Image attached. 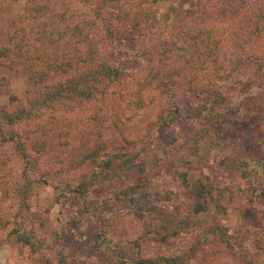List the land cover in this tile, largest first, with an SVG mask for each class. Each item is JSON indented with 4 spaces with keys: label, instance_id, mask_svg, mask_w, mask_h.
Here are the masks:
<instances>
[{
    "label": "trees",
    "instance_id": "16d2710c",
    "mask_svg": "<svg viewBox=\"0 0 264 264\" xmlns=\"http://www.w3.org/2000/svg\"><path fill=\"white\" fill-rule=\"evenodd\" d=\"M97 1V11L92 15L80 3L64 0L62 9L43 26L38 23L36 30L33 23L37 25L39 19L49 15L52 4L50 0H26L19 17L10 21L8 44L0 48V64L26 70L32 84L26 88V103L12 96L9 107L0 106V146L11 141L23 157L24 184L34 180L29 173L36 162L27 145L46 153L45 141L30 140L29 135L36 130L43 134L58 130L63 145L77 137L80 164L84 165L82 179L62 188V192L74 191L71 198L85 201L90 187L100 183L105 189L114 188L112 194L128 209L137 211L141 194L138 189L149 185L146 182L154 177L144 178L145 163L135 141L155 127L163 144L162 163L171 161L175 168L173 179L178 189L166 188L168 199H179L178 191H182L191 194L196 212L207 210L209 202H213L216 213L223 214L235 204L241 209L251 206L263 219L264 149L255 155L238 153L233 160L235 180L221 189L216 190L207 181L189 182V155L198 151L205 134L199 129L189 138L183 136L176 97H198L204 126L227 128L237 117V109L230 106L229 91L245 93L253 86L264 88V0H241L239 4L234 0H198L196 7L186 10L188 23L169 31L160 29L154 14L140 7L163 0ZM110 1H115L116 7L102 9ZM103 12L107 19L101 16ZM237 22L239 36L235 37L226 26ZM126 30L134 41L132 46L121 40ZM98 36L94 46L77 49ZM214 73L222 74L231 83L212 81ZM202 77L209 81L204 89L199 86ZM252 101L246 115L258 117L264 124V99ZM80 107L83 111L79 115ZM86 108L90 112L86 113ZM25 122L33 127L24 131L13 127H22ZM175 146L181 148L172 152ZM134 167L140 176L133 180L129 171ZM104 200L108 203L107 198ZM83 211L81 214L75 207H68L67 226L80 237L86 231L89 205H84ZM149 211L142 212L147 215ZM114 214L115 217H106L104 225L117 222L118 231L101 227L95 236L97 249L111 264L204 261L206 244L193 240L184 246L175 244L172 254H145L147 243H161L168 238L153 227L130 237L124 231L126 223L119 219L120 211ZM8 231L23 245L35 244L33 233L19 224ZM245 231L242 248L233 243L240 264H264V228L248 226ZM178 234L181 230L170 236ZM63 249L62 245L56 249L55 264H96L69 261ZM46 264H53L51 256L46 258Z\"/></svg>",
    "mask_w": 264,
    "mask_h": 264
},
{
    "label": "rangeland",
    "instance_id": "374dc122",
    "mask_svg": "<svg viewBox=\"0 0 264 264\" xmlns=\"http://www.w3.org/2000/svg\"><path fill=\"white\" fill-rule=\"evenodd\" d=\"M25 1L2 0L0 48L8 44L10 21L19 17ZM50 1L51 13L39 19L37 25L33 23L36 30L38 23L43 26L53 13L63 7L64 0ZM74 1L80 3L90 14L95 15L98 8L97 0ZM197 1L163 0L146 2L140 7L143 11L154 14V21L160 29L169 31L188 23L186 10L196 7ZM240 1L234 0V3L239 4ZM115 7L116 2L110 1L102 6V9L113 10ZM101 16L106 17L104 19L108 18L105 12ZM230 26H234L233 29ZM230 26L226 28H230L235 37L239 36L240 24L237 22ZM121 36L124 45L134 44L128 30L123 31ZM98 39L99 36L92 38L79 45L77 49L85 50L94 46L99 42ZM212 78V81L221 85L231 83L230 79L224 78L219 73H214ZM208 83V79L202 77L199 86L204 89ZM30 84L32 79L26 70H12L0 64V106L9 107L12 96L26 103V88ZM229 95L230 106L237 109V117L229 122L227 128L216 129L206 127L200 121L202 104L198 97L194 95L176 97L180 106L178 125L183 136L189 138L199 129L205 134L199 142L198 151L189 155L191 165L188 170V180L189 182L207 181L216 190L234 182L233 160L238 153L243 151L255 155L264 149L263 122L256 116L252 115L248 118L246 115L250 105L253 104L252 100L264 99V88L253 86L245 93L230 90ZM86 107L92 109L91 104H87ZM87 108L86 113L90 112ZM77 111L80 115L83 108H77ZM20 126L22 127L18 125L13 127L19 131L33 127L28 122ZM59 136L58 130H52L47 134L39 130L31 132L30 140L45 141L46 153L35 151L27 145L31 157L36 160L35 167L30 170L31 174L29 173L30 178L34 180L27 184H24V159L21 154L15 151L11 141L4 142L0 146V264H46L48 256L52 257L55 264L58 258L56 249L60 245L64 247L65 257L69 261L111 264L109 258L97 249L95 236L101 227L109 231L113 229L118 231L115 227L117 222L111 221L104 225L107 216L115 217L114 211H120L119 219L126 223L124 231L128 236L135 237L153 227L168 238L161 243H147L143 248V252L147 255L158 257L161 254H169L174 250L175 244L184 246L190 244L191 240L195 243H205L204 261L195 264H240L237 248L233 243L242 248L241 241L248 226L264 228V217L262 219L251 206L241 209L234 204L225 213L217 214L213 202H209L207 210L196 212L190 193L184 194L178 191L179 199H168L165 196L166 188L178 189L173 179L175 168L171 161L162 163L163 144L155 127L135 141V147L145 163L144 178L154 177L151 182H146L149 185L138 189L141 194L136 202L137 211L128 209L127 205L119 201L112 194L114 188L105 189L100 183L90 187L89 197H86L85 201L71 198L70 195L75 192H62V188L75 185L82 179L84 165L80 164L77 137H73L70 144L63 145ZM26 143H29V140ZM180 148L175 146L172 152L179 151ZM129 175L133 180L137 179L140 176L137 167L130 169ZM106 198L108 203L103 202ZM70 205L81 214L84 212L83 206L89 205L83 237L74 234L67 226ZM145 209L150 210L147 215L142 212ZM146 218L147 220L144 221ZM18 224L33 233L35 241L33 246L17 242L15 236L8 231L10 227ZM178 230H181V234L172 238L170 235ZM226 238L229 242L224 240ZM56 241L59 242L58 246ZM127 250L130 251L128 247ZM188 253L189 249L186 247L185 254Z\"/></svg>",
    "mask_w": 264,
    "mask_h": 264
}]
</instances>
